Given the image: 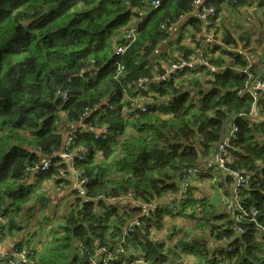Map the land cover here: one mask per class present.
Returning <instances> with one entry per match:
<instances>
[{
    "label": "trees",
    "instance_id": "obj_1",
    "mask_svg": "<svg viewBox=\"0 0 264 264\" xmlns=\"http://www.w3.org/2000/svg\"><path fill=\"white\" fill-rule=\"evenodd\" d=\"M244 1L204 2L217 12L214 38L233 47L212 42L221 55L209 58L211 46L200 47L203 23L191 16L195 0H0V215L7 221L0 242L22 236L14 246L26 261L19 264H264V92L257 102L238 95L247 74L264 66V50L247 55L249 41L219 25L226 6ZM186 28L195 47L183 44ZM177 54L190 66L152 83ZM141 81L151 83L148 92L136 90ZM79 123L71 150L83 146L87 157L75 163L80 190L61 199L69 198L62 210L52 192H67L71 173L54 155ZM230 124L238 132L227 167L249 180L245 214L206 194L207 183L231 186L216 170L181 178L212 157ZM50 158L48 171L23 182L28 168Z\"/></svg>",
    "mask_w": 264,
    "mask_h": 264
},
{
    "label": "built area",
    "instance_id": "obj_2",
    "mask_svg": "<svg viewBox=\"0 0 264 264\" xmlns=\"http://www.w3.org/2000/svg\"><path fill=\"white\" fill-rule=\"evenodd\" d=\"M206 0H195L194 6L196 7V11L191 14V16H194L198 18L205 26L206 29V35H208V38L210 39V42H215V34L217 32V12L215 8L210 7L206 8L204 2ZM214 1V0H210ZM238 0H233V2H237ZM153 5L158 6L159 2H154ZM188 17V16H187ZM175 27V26H174ZM174 27L171 29V33L174 29ZM128 37L132 38L133 40L136 39V30L131 29L128 34ZM124 52L123 48H118L117 49V54H122ZM177 58H179L178 63L171 64L170 67L166 69V75L163 77H157L152 83H159L162 80L166 79L168 76L171 74H174L175 72H178L182 70L185 67L190 66V63L182 59V57L177 54ZM247 62L249 64V68L253 67L254 60L251 57L247 56ZM194 64L197 65H204L208 66V62L201 60L200 58H196L194 60ZM248 80L246 83L245 91L238 93L239 96H243L245 94H250L254 97L255 101L258 98V95L260 92H264V81L261 79V77L264 76V66L259 68L258 73H251L249 72L247 74ZM150 82L147 81H141L136 84V90H144L145 92H148L149 87H150ZM132 101V107H135L138 98H132L130 99ZM258 101V100H257ZM256 101V102H257ZM146 105H141L140 108H142V111H145ZM258 111V106L255 105L252 112H251V117L256 118ZM91 111L86 110L83 118H87L89 116ZM82 118V120H83ZM77 128V129H76ZM79 128H83V124L79 123L75 128H73L70 133L68 134L66 140L64 141V144L61 148V150L54 155V157L58 156L62 159L65 160L66 164L69 165L70 167V172L74 173L76 178H79L80 173L75 169V163L76 161L80 160H85L87 157V151L85 147L80 146L78 151L74 152L71 150V147L74 142V137L73 135L77 132ZM76 129V130H75ZM108 131L105 129L101 132V134H106ZM238 132V127L234 124H230L229 128L223 133L221 139L219 142L216 144L215 150L212 154V157L207 160L205 163H202L199 167L195 168H186L182 171L181 173V178L182 180H188L192 176H195L207 169H213L216 170L220 176L221 179L224 182H227L228 179H230L231 186L227 185L228 191L230 192V197L229 200H227V210L230 213H233L237 210H241V202H242V192L245 190V188L249 185V180L247 177L244 175L233 171L227 167V157H228V149L230 147V144L232 142V139L236 136V133ZM51 159H48L43 165H36L33 168H28L26 170V175L23 179V182H27L29 180V177L39 171H48L50 166H51ZM72 173V174H73ZM78 176V177H77ZM78 182V181H77ZM233 188V190H232ZM232 190V191H231ZM188 185L184 184L182 186V192L179 194V197L182 198L183 200L188 199ZM132 199V197H131ZM133 200V199H132ZM143 208H145L147 211L150 210H155L157 207V204H141ZM3 208V207H2ZM175 206H171V209H174ZM242 214H245L244 211H242ZM254 214L256 212L254 211ZM7 221L0 215V226H6ZM133 230H127L126 233L123 235V241L125 238L129 237L130 233ZM239 232L241 233L242 230L239 229ZM0 238H1V230H0ZM17 251L15 250L13 253H9L8 251L4 250L2 248V243L0 242V260L3 261L5 264H19L20 262L25 261V258L21 255H17ZM17 259V260H16Z\"/></svg>",
    "mask_w": 264,
    "mask_h": 264
},
{
    "label": "rangeland",
    "instance_id": "obj_3",
    "mask_svg": "<svg viewBox=\"0 0 264 264\" xmlns=\"http://www.w3.org/2000/svg\"><path fill=\"white\" fill-rule=\"evenodd\" d=\"M263 2L262 1L260 2V0L259 1L258 0H246V1H244V4L238 5L237 7L226 6L222 10V12L220 13L221 15H219L220 16L219 25L221 27H223L224 29H227L232 35H234V37H236V38L244 37L245 42L247 40L249 41V46H250L249 50H253L252 53L250 54L248 52V50H244V49H243V52L247 53V55H250V56H257V54H255L256 52L254 50L255 47H256V50H262V51L264 50V48L261 47V46L264 47V3ZM261 3L263 5L262 7H260ZM179 24L180 23H178L177 25H179ZM179 33H180V29H179ZM181 33H182V31H181ZM181 35H182L183 44H185L187 46L195 47V45L193 44V42L190 39L191 32L185 30V31H183V34H181ZM223 35H225L224 32H223ZM216 39L214 41L218 45L221 44V48L224 47L228 50H231L233 48V47H225L223 45L224 43H219ZM164 44H166V43H164ZM164 44H162L160 46V50H159L160 53L162 52L161 48L163 47ZM206 45L211 46L208 50L207 57L215 58V57H218L221 55V49H220V51H217L216 53L213 52V50H214V47H213L214 44L213 43H211V44L200 43V47L202 46V48L203 47L207 48ZM197 52L200 53L201 49H199V51H197ZM73 175H74V173H73ZM74 179L76 180L75 176H74ZM208 184L209 183H207V185L205 186L207 195H209V196L214 195L216 198L218 197L221 201H222L223 197H224L225 201L229 200L230 192H229V197H226L225 195H223V192L228 193V188L226 191V189L223 190V189L218 188L216 186V188H214L212 190ZM48 187L49 186H44L43 190H47ZM232 190H233V188H232ZM57 192H58V190H56V191L53 190V192H52V198H53L54 202L56 204H58L57 202H59V204L61 206L60 208L62 210L64 208L66 209L67 204L69 202V198H66L63 201H61V199L64 196L65 197L69 196V192L67 191L68 193L65 192L61 195H58ZM39 208L40 207H36V210H39ZM26 218L29 219V215H26ZM39 218H41V214L38 211V214H37V217L35 220H38ZM31 221L33 222L34 220H31ZM23 224L26 225L27 222H24ZM47 230H49V228H47ZM6 241H11V238L6 239Z\"/></svg>",
    "mask_w": 264,
    "mask_h": 264
},
{
    "label": "crops",
    "instance_id": "obj_4",
    "mask_svg": "<svg viewBox=\"0 0 264 264\" xmlns=\"http://www.w3.org/2000/svg\"><path fill=\"white\" fill-rule=\"evenodd\" d=\"M189 17H191V16H188V17L183 18V19L181 20L180 24L177 25V26L173 29V31H172V33H171V39H172V40L175 39V38H177L178 33H179V29L185 24L186 20H187ZM185 30L191 32L189 28H186ZM200 37H202V39H203L202 41H204L206 44H211V43H212V42H210V39H209L208 36L206 35V29H205L204 24H203V33L200 35ZM165 47H166V44L163 45V47L161 48V50L163 51V49H165ZM159 50H160V49H159ZM158 53H160V52L158 51ZM74 128H75V127H74ZM70 173H71V172H70ZM74 176H75V175H73V174L71 173L70 177H71L72 185H71V188L68 190V192L73 191V190H80V189H79L80 185H79V183L77 182V178H76V176H75L76 180L74 179ZM68 192H67V193H68ZM21 237H22V236H19L18 239H17V238H15V239H13V240L11 239V241H4V242L2 243V248H3L4 250L8 251L9 253H13V252L16 250L14 246H15V244L19 241V239H21ZM0 264H5V263H4L3 261L0 260Z\"/></svg>",
    "mask_w": 264,
    "mask_h": 264
},
{
    "label": "water",
    "instance_id": "obj_5",
    "mask_svg": "<svg viewBox=\"0 0 264 264\" xmlns=\"http://www.w3.org/2000/svg\"><path fill=\"white\" fill-rule=\"evenodd\" d=\"M68 136V135H67ZM67 136H66V138H67ZM66 138H65V140H66ZM168 201V198H163L162 200H161V203H165V202H167Z\"/></svg>",
    "mask_w": 264,
    "mask_h": 264
}]
</instances>
